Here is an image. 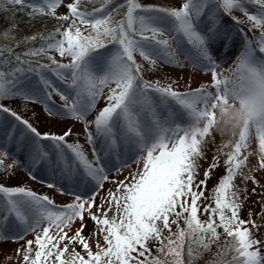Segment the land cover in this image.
<instances>
[{"label":"snow or ice","instance_id":"1","mask_svg":"<svg viewBox=\"0 0 264 264\" xmlns=\"http://www.w3.org/2000/svg\"><path fill=\"white\" fill-rule=\"evenodd\" d=\"M113 3L0 0V11L58 21L51 31L21 39L11 34L15 22L0 33V101L42 103L50 117L83 122L91 148L89 158L82 145L68 142L71 129L62 135L42 133L0 103V113L7 114L0 118V172L10 176L21 163L10 151L15 145L16 152L28 150L30 166L25 170L30 179H38L33 169L46 167L57 181H69L87 193L66 192L62 185L46 182L48 188L74 197L57 206L30 188L0 183V242H19L35 233L15 250L18 264H264V184L252 175L264 170V0H183L179 8L144 6L139 0H124L115 7ZM61 6L67 13L58 15ZM122 9L126 11L116 19ZM234 11L251 27L239 29L244 50L235 69L217 71L213 45L227 49L232 40L221 16L245 22L233 16ZM253 29L260 35L250 37ZM38 40L39 47L15 50ZM52 51L69 62L58 61ZM137 54L148 70L158 64H190L211 72L212 83L181 91L175 80H147ZM43 59L49 63H41ZM49 72L70 92L56 88ZM32 73L38 77L35 85L26 82ZM53 94L63 108L52 101ZM101 96L105 106L89 120ZM215 132L229 137L217 147V153L226 156L225 174L212 190V203H204L219 155L214 154L204 179L197 182L196 177ZM253 155L257 164L250 167ZM9 156L13 162L6 165ZM133 164L136 169L124 180L112 178ZM237 177L243 184L253 183L251 193L235 183ZM105 183L115 185L114 190L105 192ZM251 195L258 196L261 208L244 219L241 212ZM86 219L93 224L87 236ZM77 221L79 227L73 230Z\"/></svg>","mask_w":264,"mask_h":264},{"label":"rangeland","instance_id":"2","mask_svg":"<svg viewBox=\"0 0 264 264\" xmlns=\"http://www.w3.org/2000/svg\"><path fill=\"white\" fill-rule=\"evenodd\" d=\"M31 2H39V0H31ZM71 2V0H64V4ZM183 0H139V3H141L144 6H165V7H176L179 8ZM124 3V0H114L115 4L121 5ZM249 9L253 10L251 5H249ZM2 12V11H0ZM67 8L65 6H61L57 10V14H66ZM123 14V10L121 11V15ZM233 14L239 18L240 20L245 21L242 25L245 26V28L248 30L251 27V24L245 20V17L240 11H234ZM16 16H12L13 19H7V24H12L15 22L17 23L18 20H20L21 16L19 13H15ZM118 15L116 19L121 18ZM51 18V17H49ZM55 19V18H54ZM51 20V19H49ZM56 20V19H55ZM57 21V20H56ZM207 22V21H205ZM69 22H65L64 26L67 27V24ZM27 27L30 26V23L25 24ZM223 25V24H222ZM223 27V26H222ZM224 30L228 31L230 35L232 36V40L230 42V47L227 49H223L220 47L219 44L213 45V55L217 59V61L220 63V68L217 69V71L223 70H234L238 61V57L240 56L241 52L244 50V37L242 33L234 26L225 25L223 27ZM28 31V28H27ZM250 36H259L260 30L259 29H253ZM33 35V34H31ZM29 33H26L24 37L31 36ZM17 39L23 38V35L15 36ZM4 43H7V41H4ZM31 43V42H30ZM27 44L28 47H35V43ZM184 50H188L189 46L187 44L183 45ZM194 55V52L192 53ZM58 61L62 63H68V58H61L58 54ZM137 62L143 63L145 66V74L144 77L148 80H159L162 84L170 83L171 81L175 80L178 81V88L179 90L183 91L185 90L189 85L192 89H195L197 87H200L201 85H211L212 83V75L211 72H203L199 70H194L190 64L186 65L183 68L180 67H174L171 65L166 64H158L154 70H148L149 66L146 62L142 60L139 55H136ZM180 59L184 60V55H180ZM46 62H49L46 59ZM224 75L230 76L233 79L235 78L232 76V71H225ZM48 78L52 81L53 85L60 89L61 91L65 92L66 94L70 92V90L67 88V85L63 82L59 81L54 75L51 73H47ZM38 80V77L36 74H28L27 83H30L31 85L36 84ZM108 89L106 88L104 90L105 93H107ZM209 91H215L214 88L209 87ZM53 101H55V105L63 108V101H61L60 97L58 95L53 94ZM0 103H3L5 106L10 107L13 111H16L18 114L23 116L25 119H28L34 127H36L40 132L42 133H52L57 135H62L65 131L68 129L72 130V135L68 137L69 143H79L83 146L84 151L89 155V158H91V148L87 143L86 137H85V126L83 122L77 121L72 118H60V117H50L46 111H45V105L42 103H32V102H25L23 99L20 98H8L3 101H0ZM105 99L103 96H101L96 105V109H94L88 116V119L91 120L94 118V116L97 114L98 110L103 108L105 106ZM7 114L0 113V118H4ZM9 121L14 122V120L8 116L7 117ZM214 136V142L209 141L205 145V158L200 160V167L198 170V175L196 177V181L204 179V171L208 168L209 164L212 162L214 154L219 155V167L215 169L211 175V178L207 181V189L204 193L205 197L208 199L204 201V203H212L211 197H212V190L217 185L218 180L225 174V165L224 160L226 159V156L223 154L217 153V147L221 145L222 141H227L229 137L224 136L221 137L219 132L213 133ZM42 143L45 144L46 147H49V142L43 141ZM257 147V144L253 142L252 149H255ZM10 151L17 155L21 161L19 165H17L13 169L12 175H8L7 173L0 172V183L4 184L5 186L15 187V186H25L27 188H30L34 190L36 193L40 195H47L50 199H52L57 206H64L69 203H71L74 199L73 195L70 194H61L57 191L56 188H48L46 186V182H54L57 183L58 186L62 185L66 192H72V191H80L82 194H87L83 189H75L71 182L69 181H57L55 177H53L46 167H41L40 169H33L35 175L37 176V180H32L29 178L28 172L25 170L26 166L29 165L28 161V150L25 148L22 152H16L15 145H12L10 148ZM225 152L228 151V149H224ZM12 157L9 156L5 159V164H12ZM257 164V157L255 155L251 156L249 158V166L255 167ZM136 169V165L133 164L131 168L124 169L120 173H114L113 177L116 180H124L126 176L129 175L131 171H134ZM246 171V169H245ZM252 175L255 176V179L259 181L260 184H264V170L253 172ZM41 181H44L45 183H41ZM235 183L240 185L243 188H246L249 193H251L252 188L254 187L253 183L251 181L247 182V184H243L240 177H237L235 180ZM105 192L107 189L111 188L114 190L115 185L110 183H105ZM262 190L257 186V192H261ZM105 192H101V196L105 194ZM241 199H243V195L241 196ZM258 196L257 195H251L250 199L247 200L245 206L242 209L241 216L244 219H248V213L249 211H252L253 213L259 212L261 205L257 203ZM100 200L97 199V203L99 204ZM255 218V216H254ZM201 219H206V216H201ZM87 228L85 229L84 234L87 236L89 233L92 232L93 224L90 220L86 219ZM79 227V221L76 222L74 225V229ZM35 233H29L25 240H31L33 239V236ZM261 237H264V229L261 230L260 233ZM25 240H21L19 242H0V264H18L19 257H17L15 250L19 248L22 244L25 243ZM93 247L95 246V237H93L92 240ZM102 243V240H101ZM79 250V249H77ZM155 255V253H153ZM8 257H11V260L8 259ZM197 264H204V261H198Z\"/></svg>","mask_w":264,"mask_h":264},{"label":"trees","instance_id":"3","mask_svg":"<svg viewBox=\"0 0 264 264\" xmlns=\"http://www.w3.org/2000/svg\"><path fill=\"white\" fill-rule=\"evenodd\" d=\"M118 2H119V0H118ZM122 4H124V3H122ZM116 5L117 4H115L112 7H115ZM87 7L90 10L92 5L89 4V5H87ZM248 7H250V6L248 5ZM122 10H123V12L126 11V9H122ZM15 13H19V15L24 16V17H21L20 20L17 21V23H16L17 27L11 33L13 36L23 35V37H24V35L26 33H29V35L36 34V33H44L46 31L53 30L54 26H56L58 24V21H56L54 18H49L48 16H44V17L37 16L35 19H31L30 20V18L27 15L26 12L17 11V12H14V13H10L9 11L6 10V11L0 12V33H3L5 30L9 29L11 24H9V26H8V24L6 23L7 19H10L12 16H16ZM232 15L235 16L233 13H232ZM120 17H122V15ZM11 19H13V18H11ZM49 19H51V20H49ZM221 22L223 24L222 25L223 27L225 25H236L239 29H244L245 31H247V29L245 28L244 25L236 24L228 16H223L222 15L221 16ZM28 23H30L29 27H27V25H25V24H28ZM27 28H28V31H27ZM248 35L250 36L251 34L248 33ZM30 45H32V44L30 43ZM39 46H40V41L38 40V41L35 42V47H39ZM27 47H28L27 45H23L22 44L19 48H16L15 50L17 52H23V51L26 50ZM49 54L55 56V58L57 60L59 59L58 58V53H56L55 51H52ZM40 62L41 63H45V64L49 63V62H46V59H43ZM145 79H147V78H145ZM54 103H55V101H54Z\"/></svg>","mask_w":264,"mask_h":264},{"label":"bare ground","instance_id":"4","mask_svg":"<svg viewBox=\"0 0 264 264\" xmlns=\"http://www.w3.org/2000/svg\"><path fill=\"white\" fill-rule=\"evenodd\" d=\"M52 99H54L53 96H52Z\"/></svg>","mask_w":264,"mask_h":264}]
</instances>
